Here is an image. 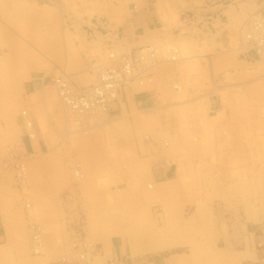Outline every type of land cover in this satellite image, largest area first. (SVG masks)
Returning a JSON list of instances; mask_svg holds the SVG:
<instances>
[{
	"label": "crops",
	"instance_id": "crops-1",
	"mask_svg": "<svg viewBox=\"0 0 264 264\" xmlns=\"http://www.w3.org/2000/svg\"><path fill=\"white\" fill-rule=\"evenodd\" d=\"M139 1L141 8L137 12L133 11L132 1H124L119 7V21L111 23L115 26L110 36L116 37L120 47L126 49L124 52L167 38L168 32L175 28L177 16L179 19L182 11L195 7L191 0H173L176 18L167 19L164 14L168 10L160 9L157 1ZM183 64L184 61H178L161 65L163 68L168 65L165 69L159 66L153 72L152 84L125 87L110 104L107 124L114 134L122 135L115 148H111L118 155L120 169L76 184L70 203L66 199L68 203L62 204L60 199L61 193L70 189L69 184L61 182L55 187L56 208L67 211V222L83 234L81 240H73L71 247L62 249L61 257L50 264H264V145H245L248 160H244L233 147L231 153L222 150L218 137L215 145L207 147L201 129L185 135L178 130L177 137L163 151L143 141L148 130L157 133V129L167 128L166 105L183 103L185 94L172 91L167 85L171 78L183 74L180 73L184 71ZM38 91V87H31L26 106L40 111L46 95L42 97ZM48 112L49 119L58 124L57 116L49 109ZM30 113L34 120L31 131L15 118L18 145L24 153L40 154L41 160L49 151L47 142L52 144L54 137L43 135L38 116ZM175 119L169 123L171 129L176 125ZM101 126L106 129V124ZM67 146L53 143L51 148L63 167L75 159L78 151ZM86 147L87 151H93L94 145ZM66 152H70L68 157ZM0 174L3 184L1 164ZM92 211H126L127 218L110 225L106 218H92ZM4 226L0 215V236Z\"/></svg>",
	"mask_w": 264,
	"mask_h": 264
},
{
	"label": "rangeland",
	"instance_id": "rangeland-1",
	"mask_svg": "<svg viewBox=\"0 0 264 264\" xmlns=\"http://www.w3.org/2000/svg\"><path fill=\"white\" fill-rule=\"evenodd\" d=\"M120 1L122 3V0H0V98H2L4 102V107H0V111L3 109V111L0 112V164L2 171H4V181L2 187H0V210L2 209L0 215L1 217H4L6 214L5 216L7 219L8 215L11 214L8 217L9 225H6V229L7 227H10V231L8 232L5 230L3 236H0V264H50L57 260V258L61 257L63 254L62 249H65V247L70 248L73 240L80 239L81 235L74 237L73 234H77L75 231L76 229L75 227H71L67 222L66 213L68 212L59 211L56 208L58 205L56 200L58 194L55 190V185H57L55 183L68 181L69 184L73 172V170H71L73 169V165H71L68 170L62 169V171H66L64 175L60 172L61 170H52L48 165L42 167H37L36 165L32 168L36 182L39 185H42V187L48 186L51 188L50 190H43L41 195L43 201H41V199L35 198L32 194L34 186L33 182L29 180V172L31 169L27 166L30 160L37 162L40 160V157L32 156L24 152H16L15 154H12L15 155L12 158L14 159V162L21 161L23 162L22 164L25 165L26 176L28 177H26L27 181L23 183V186L20 182L17 183L18 179L15 174L16 166L14 168L11 162L8 161L7 157L11 156L8 151H10L11 148L13 149V147L16 151L19 149L17 146L18 140L15 138L18 137L19 132H17L18 128H15L14 119L19 110L22 109L20 104L23 100L22 97L25 96L26 92H29L33 81L37 82L43 71H51L52 69V71H55L56 73L65 71L69 73L73 79L76 76L77 79L75 78V80L78 84H87L88 81L93 79V73L90 71L88 72L90 64L93 62H102V59H105L104 55L106 54L99 56L98 51L95 52L88 48V41H91L92 38L86 35V28L89 21H94L96 16L106 17L110 21L111 19L107 15L100 13L101 11H98V8L103 6L106 2L112 6H116ZM170 1L172 3L173 0ZM199 1L200 0H197L195 8L192 9V13L198 12L200 16H203L206 25L204 30L207 34L209 33L212 38L203 37V39L202 37H195L196 40L194 41H196L197 48H199L191 49L190 51L188 50V52H180V56L184 57V72L182 76L183 79L176 78V80L180 83L181 90L185 94L184 100L188 101V104L185 103L174 107H168L170 109L167 108L168 110L166 112L171 111L173 113L171 115L172 117L175 115V122L177 128L179 127L178 129L182 132L181 135H185V133L189 132V127L187 125L191 122L194 124V129H196L197 132L202 129L203 131L200 130V132H204L205 137L212 140L210 143L215 145L218 137L215 136V133L216 130H218L223 137L227 138L229 141L227 147L228 150H230V146L233 144L235 145L236 137L239 136L238 138L241 140H246L244 135L241 136L238 134L239 131L253 128L257 131L260 130V132L258 131L259 133L256 131H254V134L251 133L254 137L256 136L255 141H260L259 143H263L264 145V140L261 142V137L264 136V117L261 116L259 111H255L257 109L260 110L259 108L264 106V64L258 61V57H256L251 50L249 51L247 48L241 49L239 43L250 15L254 11H257V14H264V0ZM190 12L187 13L186 19H189L190 16H192V13ZM183 14L184 12L180 14L179 19L177 16L176 23L180 21ZM183 17H185V15ZM111 23L113 22H110V24ZM229 23L230 25L227 27L226 24ZM231 23H233V25ZM178 25L176 24L175 27ZM111 26L113 25L111 24ZM229 26L231 27L229 28ZM105 27L107 26H101V30H99L105 33V31L107 32ZM216 29L217 31H215ZM228 30H232L233 34H230L232 32H228ZM82 34H84V36ZM171 34L177 35L178 29L176 28ZM232 35L234 37H229ZM99 37L100 35L96 37L97 39H94L103 45L104 43L102 42L107 39V36L105 37L101 35V38ZM232 39L235 40L233 41ZM203 46L207 49L203 50ZM179 47L182 49L180 45ZM117 53L119 54L120 51L118 50ZM72 72H74V75H72ZM187 72L188 74H186ZM87 77L89 80H86ZM80 78L82 81L79 80ZM206 79L208 81H206ZM122 91L123 88L117 91L116 98L120 96ZM14 100H18V104L15 107L12 106ZM5 107H9L7 112H4ZM54 107L60 113L61 110L59 109L60 107L57 102L56 104L54 103ZM244 112H247L248 114ZM62 114H59L62 116H59V121L60 119L62 121L64 120ZM233 114L235 118L237 117V120L233 117ZM246 114L248 117H245ZM228 115H230V117H228ZM105 116L106 115L104 114L100 115L98 122H102L105 119ZM171 116L168 115L167 118ZM242 116L244 117L242 118ZM234 119L238 122H235ZM169 120L170 119H168V121ZM30 122L33 127L34 120L32 117H30ZM228 123L229 125H227ZM234 123H237L238 126L237 124L234 125ZM231 125H233V127ZM180 126L184 129L182 130ZM107 127L108 131L106 132ZM224 127H227L228 129ZM103 128L104 126L93 128L92 130H89L90 134L88 135L83 133L71 134L73 135L71 138L74 141H65L68 145L78 149V151L75 152L77 155L76 158L70 163L80 165L79 167L81 171L85 173L83 174L85 175L83 182L87 181L89 177H93V169L91 168L94 167L95 163L102 166V164L110 161L111 156L116 155V152H114L115 150H111V148H115V145L120 142L122 135L114 134L108 124H106V129ZM206 128L208 133L205 132ZM104 132L106 134H104ZM222 132H225V134ZM112 136L113 139H111ZM87 144H93L98 148H96L95 151L88 152L86 147ZM231 151L232 150H230L229 153H231ZM63 153L65 154V152ZM67 153L66 157L70 155V153ZM102 175H106V173H101L100 176ZM60 177L62 178L60 179ZM44 182L50 183L45 184ZM63 192L61 193V196L67 195ZM34 193L36 194V192ZM3 198L6 199L5 202L3 201ZM25 203H30L31 206L29 208L32 209L34 206L35 209L33 208L34 210L32 209V211L30 209L26 210ZM46 204H48L47 207H45ZM4 209H7L8 211H5ZM2 211H4L5 214ZM26 211H29V213L25 214L34 219L32 223H35L33 228L35 233H39L38 226L41 228L40 239L43 252H39L38 249L34 248L36 245H34L35 242L32 238V232L27 230V222L25 221L24 212ZM125 212L126 211H92V215H94L92 218H106L105 220H107L108 224L116 225L121 218H127ZM11 216L12 222L10 224ZM136 218V216L132 217V219ZM55 225H57V227H55ZM78 234H80V232H78ZM60 250L62 252H60ZM32 256L39 258V260L36 262L30 261L29 259H32Z\"/></svg>",
	"mask_w": 264,
	"mask_h": 264
},
{
	"label": "bare ground",
	"instance_id": "bare-ground-1",
	"mask_svg": "<svg viewBox=\"0 0 264 264\" xmlns=\"http://www.w3.org/2000/svg\"><path fill=\"white\" fill-rule=\"evenodd\" d=\"M124 1H132L133 3V11L134 12H137L139 8H141V2L138 1V0H122V3ZM157 1V5L160 9L164 10V8H166L167 13L164 14V16L167 18V19H174L176 18L175 14H173V10H172V4H171V1L170 0H155ZM177 1H181V0H177ZM183 1V0H182ZM111 2V1H110ZM191 2L193 3V5H196V2L197 0H191ZM190 2V3H191ZM201 2V0L199 1ZM121 1L118 2V4L116 6H112L111 4L109 3H105L103 6H101L100 8H98V11H101L100 13L102 14H105L107 15L111 20L109 21L108 18L106 17H99V16H96V18L94 19V21H89V24L87 26V31H85L86 35H88L89 37L92 38L91 41H88V48L90 50H93L95 52L98 51V55L102 56V54H106L104 55L105 56V59H102L103 61H99L98 62H93L90 64V67L88 69V72H92L93 73V79H91L90 81H88L87 84H78V82L76 83V80L75 78L77 79V77L75 76V78L73 79L71 77V75L65 71H61L60 69V73H56L55 71H43L39 76V79L37 80V82H34L33 81V84L32 86L34 87H38L39 88V93H41L42 97L44 95V99H45V103H42V108H40V111L38 109H35L33 110L31 107L29 106H26V102L29 103L30 101L29 98H30V95L28 94V92L25 93V96L22 97L23 100L22 102L20 103L21 104V110H19L18 114L16 115V117L19 119L17 122L20 121V124H24L26 126L27 129H29L30 131L32 130V123L30 122V117H31V113L30 112H35V114L38 116L39 120H40V123H41V126H42V134L47 136L49 134H52V136L54 137V141H52V144L51 142H47V145L49 147V151L42 155L41 157H43L41 160H38L37 162H34V161H29L28 163V167L31 169V171L29 172L30 173V181L33 182V186H34V191H32V194L35 196V198H38V199H41V195H42V192L43 190H47V189H51L50 187L48 186H44L42 187V185H39L37 182H36V178L34 177V171L32 170L33 167H35L37 165V167H42L44 165H48L50 168H52V170H61L60 172L62 173V175L65 174L66 171H62V169H66L68 170L70 168L71 165H73V172L71 174V181H69V186H70V189L69 190H66L64 191L63 193L64 194H67L65 196L62 195V197H60L61 199V203L62 204H65V203H68L66 201V199L69 200V203H70V200H71V196L73 195V187L78 184L79 182H83V179H84V176L81 169H80V165L78 164H74V163H66V165L68 164V166L66 167H63L60 165L59 163V160L56 161V157L54 156V153L52 152L51 148H54L53 147V143H54V146L55 145H63V146H67V143H65L66 140H69V142H73L74 140L71 138V134H79V133H83V134H88L89 133V130L91 128H94L96 126H101V125H104V124H107L108 121L110 119H107L106 116H105V119L102 121V122H98L99 120V117L100 115L104 114L106 115L107 112L109 111V106L110 104L115 101L117 98L116 96L114 98H110L108 99L104 104H88L87 103V100L86 98H76L79 94L81 93H86L87 96H90L93 94V97L89 100V103H94L96 102V94H97V91H101L102 92V89H103V85H101L102 83V78L106 76V73H103L105 72L108 68H118L120 67L125 60L131 58L134 53L140 51L142 54H143V58H138L136 61H135V65H134V74L126 81V82H123L120 84L119 89L121 88H125V87H129V86H132L133 84L135 85H140V86H143L144 84H147V83H150L152 84V75H153V72L154 70L157 71L158 67H162L161 65H164V64H167V63H170V64H173V63H176V62H180V61H184V57L180 56V52L183 51V52H188V50L190 51L191 49H198L197 48V44H196V38L195 37H210L212 38L209 33L207 34V32H205V21H204V18L203 16H200L198 12H195V13H192V9L189 8V10H184L182 12H184V14L182 15V17L180 18V21L179 22V25H178V22L176 23L178 26L174 28V30L177 28L178 29V34L177 35H172V31L174 30H171L170 32H168V37L165 38V39H157V40H152L150 42H148L147 44H144V45H140L138 47H134L132 49H130L129 51H126L124 52L123 50H126V49H123L122 47H120L119 42L116 41V37H111L110 36V33L113 32V27L111 26L110 22H117L119 21V17H120V9L119 7L122 5ZM114 4V3H113ZM192 5V7H193ZM185 6V5H184ZM129 7V6H128ZM190 7V6H189ZM188 8V7H187ZM185 9V8H184ZM197 9V8H196ZM179 10V9H178ZM181 10V9H180ZM191 10V12H190ZM180 12V11H179ZM181 12V13H182ZM192 13L190 16L189 19H186L187 18V13ZM247 13V12H246ZM234 14V13H233ZM185 15V17H183ZM257 16H262L264 17V14H257V11H254L250 17L248 18L247 20V23L245 25V29L243 31V35L241 36V40L239 41L240 43V46H241V49H245L247 48V50H251L253 47H255L259 42H260V37L261 35L264 34V26L262 28H257L256 27V22L259 20V17ZM138 17V16H137ZM142 17V16H141ZM235 17V15H234ZM240 17V16H239ZM105 18V19H104ZM177 19V18H176ZM242 19V18H241ZM142 20V19H141ZM136 21V20H135ZM139 21V20H138ZM229 22V21H228ZM103 23V24H102ZM235 23V22H234ZM116 24H119V23H116ZM233 25V23H231ZM104 25H106L107 27L106 30L107 32L105 31V33H103L101 30V26L104 27ZM113 25V24H112ZM136 25V24H134ZM227 27L229 24H226ZM235 25V24H234ZM100 26V27H99ZM114 26V25H113ZM174 26V25H173ZM231 26H229L230 28ZM109 28V29H108ZM116 28V27H114ZM173 28V27H172ZM233 28V27H232ZM100 29V30H99ZM228 29V28H227ZM226 29V30H227ZM104 30V29H103ZM150 31V29H148ZM168 30V29H167ZM236 30V28H235ZM166 31V30H165ZM169 31V30H168ZM232 32V30H230ZM228 30V32H230ZM234 31V30H233ZM147 32V30H146ZM84 33V34H85ZM143 33V32H142ZM236 33V32H235ZM84 34H82L84 36ZM103 34H106L107 35V39L105 41H103L102 43H104L103 45H101V43L97 42V40H95L94 38H96L98 35H100L99 38H101V35L103 36ZM139 34V33H138ZM157 34V33H156ZM164 34V33H163ZM229 34V33H228ZM230 34H233L230 33ZM116 35V34H114ZM141 35H144V34H141ZM172 35V36H171ZM236 35V34H234ZM105 36V35H104ZM113 36V35H112ZM152 36V35H151ZM190 36V37H189ZM192 36V37H191ZM82 37V36H81ZM106 37V36H105ZM121 37V36H120ZM161 37V36H160ZM179 37V38H178ZM183 37V38H182ZM229 37H234L233 35L232 36H229ZM236 37V36H235ZM150 38V37H149ZM156 38V37H155ZM209 38V39H210ZM83 39V38H82ZM97 39V38H96ZM103 39V38H102ZM100 39V40H102ZM154 39V38H153ZM204 39V38H203ZM230 39V38H229ZM120 40V39H118ZM126 40V39H125ZM146 40V38H145ZM202 40V39H201ZM233 40V39H232ZM231 40V42H232ZM235 40V39H234ZM233 40V41H234ZM101 42V41H100ZM198 42V41H197ZM202 42V41H201ZM208 42V41H207ZM206 42V43H207ZM124 43V42H123ZM128 43V42H127ZM130 43V42H129ZM199 43V42H198ZM211 43V42H210ZM205 44V43H204ZM233 44V43H232ZM179 45L182 47V49L179 47ZM201 45V43H200ZM199 45V46H200ZM206 45V44H205ZM204 45V46H205ZM208 45V44H207ZM202 47L203 50L207 49L205 47ZM207 47V46H206ZM201 48V47H200ZM149 49V54L145 53V51ZM201 49V50H202ZM119 50L120 53L118 54L117 51ZM202 50V51H203ZM86 51V50H85ZM208 51V50H207ZM105 52V53H104ZM90 54V53H89ZM208 54V53H207ZM91 55V54H90ZM209 55V54H208ZM218 55V54H217ZM197 56V55H195ZM194 56V57H195ZM192 57V56H191ZM200 57V56H199ZM258 58V61L261 62L262 64H264V55L263 57H259L257 56ZM97 58V57H96ZM187 58V57H186ZM106 60V61H104ZM186 60V59H185ZM219 60V59H218ZM84 64V63H83ZM79 65V64H78ZM87 65V64H86ZM55 66V65H54ZM168 66V65H166ZM165 66V67H166ZM174 66V65H173ZM199 66V65H198ZM56 67V66H55ZM165 67L163 69H165ZM200 67V66H199ZM88 68V67H87ZM162 68H161V71H162ZM167 68V67H166ZM171 68V67H170ZM178 68V67H177ZM180 68V67H179ZM205 68V67H204ZM203 68V69H204ZM209 68V67H208ZM157 69V70H156ZM172 69V68H171ZM58 70V69H57ZM56 70V71H57ZM65 70V69H64ZM72 70V69H71ZM167 70V69H166ZM211 70V69H210ZM75 71V70H74ZM87 71V70H86ZM241 71V69H240ZM239 71V72H240ZM52 72V73H51ZM170 72V71H169ZM184 71H180V73H182ZM189 72V71H188ZM188 72L186 74H188ZM210 72V71H209ZM248 72V71H247ZM160 73V72H159ZM175 73V72H174ZM190 73V72H189ZM205 73V72H204ZM211 73V72H210ZM87 74V73H86ZM91 74V73H90ZM165 74V73H164ZM207 74V72H206ZM248 74V73H247ZM72 75H74V72H72ZM85 75V74H84ZM161 75V74H160ZM181 75V74H180ZM46 76L48 77V79H46ZM157 76V75H155ZM159 76V75H158ZM157 76V77H158ZM183 74L178 77V78H182ZM74 77V76H73ZM85 77V76H84ZM91 77V76H90ZM165 77V76H164ZM210 77V76H209ZM177 78V79H178ZM204 78V77H203ZM168 79V78H167ZM183 79V78H182ZM81 80V78L79 79ZM165 80V79H164ZM82 81V80H81ZM86 81V80H85ZM171 81V82H170ZM180 81V79H179ZM206 81H208L206 79ZM152 82V83H151ZM240 82V81H239ZM244 82V81H243ZM48 83V84H46ZM161 83V82H160ZM185 84V83H184ZM215 84V83H214ZM213 84V85H214ZM18 85V84H17ZM64 86V88H61V86ZM169 85L168 87H170L173 90H179L180 92H183L181 90V87H180V83L176 80V78H171L169 80ZM217 86V85H216ZM215 87V86H214ZM213 87V89H214ZM219 87V86H218ZM218 89V88H217ZM134 90V89H133ZM215 90V89H214ZM68 91V92H67ZM161 91V89H160ZM23 93V92H22ZM161 93V92H160ZM206 93V92H205ZM101 94V93H100ZM184 94V92H183ZM202 94V93H201ZM40 95V94H38ZM117 95V94H116ZM163 95V94H162ZM204 95V94H202ZM245 95V94H244ZM102 96H104V93L102 92ZM199 96V95H198ZM197 96V97H198ZM166 98V97H165ZM196 98V97H195ZM246 98V97H245ZM251 98V97H250ZM253 98V97H252ZM33 99V98H32ZM183 99V98H182ZM197 99V98H196ZM166 100V99H165ZM232 100V99H231ZM246 100V99H245ZM36 101V100H35ZM162 101V100H161ZM175 101V100H174ZM42 102V101H41ZM56 102L58 103V106L60 107L59 109L61 110L60 113H64L62 114L63 115V118L64 120L62 121L60 119V121L58 122V124L56 125L55 122L52 121V119H49L48 115L46 112H48V109L52 112V114H55V116H57V118H59V115L60 113L57 111V109H55L54 107V103L56 104ZM188 101H183L182 104H185L187 103ZM241 102V101H240ZM250 102V101H249ZM256 103V102H255ZM18 104V100L15 101L12 103V106L15 107L17 106ZM43 104H45L43 106ZM171 104V103H170ZM176 104V103H175ZM174 104V106H175ZM180 104V103H179ZM188 104V103H187ZM234 104V103H233ZM253 104V103H252ZM0 107H4V102L2 100V98H0ZM181 105V104H180ZM250 105V104H249ZM256 105V104H255ZM165 106V105H164ZM174 106H168V107H174ZM37 107V106H36ZM57 107V106H56ZM155 107V106H154ZM167 105H166V110H165V113H166V120L168 122V125H167V128H162V130L159 131L156 133V132H152L151 130H148L147 133H144L143 135V141L146 142V144L150 147H155L157 146L159 149H161L162 151L166 149V147H168L170 145V143L173 142L174 138L177 137V133H178V128H177V125L173 126L172 129L170 128L172 126V124H169L172 122V118H176V117H172L171 115L173 114L171 111L169 112H166L168 109ZM249 107V106H248ZM258 107V106H257ZM168 108V109H167ZM253 108V107H252ZM142 109V108H141ZM143 109H146L143 108ZM254 109V108H253ZM261 110H255V111H259V113H261V116L264 117V106H262L261 108H259ZM9 110V107H5L4 109V112H7ZM3 109H1L0 112H2ZM221 112V111H220ZM223 112V111H222ZM49 113V112H48ZM234 113V112H232ZM244 113H247V112H244ZM252 113V112H251ZM258 113V114H259ZM188 114V113H187ZM191 114V113H190ZM219 114V112H218ZM227 114V113H226ZM225 114V115H226ZM231 114V113H230ZM241 114V113H240ZM248 114V113H247ZM246 114L245 117H248ZM1 115V114H0ZM169 116V118H167ZM223 115V113H222ZM220 115V116H222ZM232 115V114H231ZM238 115V114H237ZM252 115V114H251ZM65 116V117H64ZM189 116V115H188ZM253 116V115H252ZM257 116V115H255ZM15 117V118H16ZM62 117V116H61ZM206 117V115H205ZM209 117V116H208ZM228 117H230V115H228ZM233 117H234V114H233ZM232 117V119H233ZM244 116H242L243 118ZM143 118V117H142ZM235 118V117H234ZM237 118V117H236ZM235 118V119H236ZM261 118V117H260ZM168 119H170L168 121ZM197 119V118H196ZM231 119V120H232ZM234 119V121H235ZM249 119L251 121V118L249 116ZM112 120V119H111ZM116 120V119H115ZM121 120V119H120ZM150 120V119H149ZM155 120V119H154ZM223 120V119H221ZM230 120V121H231ZM237 120V119H236ZM243 120V119H242ZM137 121V120H136ZM225 121V120H224ZM241 121V120H240ZM248 121V119H247ZM135 122V121H134ZM148 122V120H147ZM218 122V120H217ZM216 122V123H217ZM228 122V121H227ZM235 122H238V121H235ZM13 123V122H12ZM136 123V122H135ZM134 123V124H135ZM146 123V121H145ZM152 124L150 126L153 127V125L155 124L154 121L151 122ZM214 123V121H213ZM222 123V122H221ZM244 123V122H243ZM249 123V122H248ZM247 123V124H248ZM251 123V122H250ZM259 123V122H258ZM14 124H15V128H16V123H15V119H14ZM187 124V123H186ZM220 124V123H218ZM237 124V123H234V125ZM252 124V123H251ZM8 125V124H7ZM13 125V124H12ZM119 125V124H117ZM116 125V126H117ZM180 125V124H179ZM178 125V126H179ZM200 125V124H199ZM216 125V124H215ZM226 125V124H225ZM224 125V126H225ZM229 125V123L227 124ZM226 125V126H227ZM259 125V124H258ZM10 126V125H9ZM121 126V125H119ZM118 126V127H119ZM123 126V125H122ZM182 126V125H181ZM180 126V128L182 129V127ZM189 127V132L188 133H192V134H195L197 133L196 129H194V124H192L191 122L189 123V125H187ZM198 126V125H197ZM209 126V125H208ZM233 127V125H231ZM238 126V124H237ZM236 126V127H237ZM251 126V125H250ZM110 127V126H109ZM185 127V126H184ZM207 127V126H206ZM215 127V126H214ZM14 128V127H12ZM111 128V127H110ZM123 129V127H120ZM218 128V127H217ZM224 128H227V127H224ZM247 128V126H246ZM126 129V128H124ZM129 129V128H128ZM139 129V128H138ZM184 129V128H183ZM182 129V130H183ZM214 129V128H213ZM219 129V128H218ZM221 129V128H220ZM228 129V128H227ZM238 129V128H237ZM259 129V128H258ZM103 130V129H102ZM202 130V129H201ZM236 130V129H235ZM108 131V127L106 129V132ZM123 131V130H122ZM132 131V130H131ZM210 131V130H209ZM222 131V129H221ZM225 131V130H224ZM237 131V130H236ZM254 131H256L257 133L260 132V130H254L253 128H248L245 129V130H242V131H237L239 135L246 137L245 139L247 140H241L240 138L236 137V141H235V145L233 144L232 146H230V148L232 149L235 148V151L236 152H239L240 155L243 156L244 160L247 158V152H246V146H250V147H253L254 146H262L263 147V143L260 144L258 141H255V137L251 134L253 133L254 134ZM263 131V130H262ZM8 132V131H7ZM18 132V131H17ZM54 132V133H53ZM128 132V131H127ZM152 132V133H151ZM199 132V131H198ZM207 132V128H206V131ZM215 132V131H214ZM229 132V131H228ZM236 132V133H237ZM14 133V132H13ZM208 133V132H207ZM225 134V132H222ZM227 133V132H226ZM235 133V132H234ZM104 134H106L104 132ZM111 134V133H110ZM263 134V133H262ZM57 136V140H55V136ZM211 135V133H210ZM227 135V134H226ZM234 135V134H233ZM259 135V134H258ZM51 136V135H50ZM85 136V135H83ZM215 136H218V138H220V146H221V149L224 150V149H228L227 147V144H228V140L227 138L223 137V135L218 131L216 130V133H215ZM15 137V136H14ZM44 137V136H43ZM229 137V136H227ZM258 137V136H257ZM17 138L18 140V137H15ZM49 138V137H48ZM78 138V137H77ZM232 138V137H231ZM230 138V139H231ZM52 139V138H51ZM79 139V138H78ZM94 139V138H93ZM113 139V136L112 138ZM259 139V137H258ZM115 140V138H114ZM205 140H206V145L207 147H211L213 144L210 143V139H207L205 137ZM233 140V139H232ZM264 140V136L261 137V142ZM97 141V140H96ZM225 141V142H223ZM246 141V142H245ZM127 142V141H125ZM131 142V141H130ZM105 143V142H104ZM259 143V144H258ZM94 144V143H93ZM18 146V150L16 151L15 148L13 147V149L11 148L10 151V154L11 156H8L7 159L9 162H11L12 166H16V169H15V174L17 175V179H18V182L17 183H25L27 181V178L28 176H26V169H25V165L22 164L23 162L21 161H18V162H14V159L13 156L15 155H12L13 153L15 154L16 152H20L22 153V149H20V146ZM16 147V146H15ZM68 147V146H67ZM10 148V147H9ZM61 148V147H60ZM96 148H98L97 146H94L93 150L95 151ZM71 149V148H70ZM69 149V150H70ZM230 149V150H231ZM68 150V151H69ZM113 150V149H112ZM230 150H228V152H230ZM3 151V149H2ZM89 151V150H88ZM98 151V150H97ZM108 151V150H107ZM234 151V150H232ZM4 152V151H3ZM63 152V151H62ZM113 152V151H112ZM224 152V151H223ZM67 153V152H66ZM70 153V152H69ZM67 153V154H69ZM258 153V152H257ZM64 154V153H63ZM61 154V155H63ZM25 155V154H23ZM32 155V154H31ZM40 155V154H39ZM38 154L36 155H32V156H38ZM53 155V157H52ZM60 155V154H59ZM100 155V154H99ZM2 156V155H1ZM18 156V154H17ZM64 156V155H63ZM81 156V155H80ZM110 156V155H109ZM118 156V155H117ZM117 156H111L110 158V161H108L107 163H104L102 164V166H99L97 163L94 164V167L91 168L93 169L92 170V173H93V176L94 177H98L101 175V173L105 174L107 172L108 175H111V173H113L114 171L120 169V165H121V162H119L117 160ZM4 157V156H3ZM30 157V156H29ZM123 157V156H121ZM21 158V157H20ZM76 158V156H75ZM108 158V159H109ZM52 159V160H51ZM17 160V159H16ZM35 160V159H34ZM72 160V159H71ZM78 160V159H76ZM75 160V161H76ZM248 160V159H246ZM7 161V162H8ZM70 161V160H69ZM74 161V160H73ZM72 161V162H73ZM84 161V160H83ZM105 161V160H104ZM14 162V163H12ZM27 162V161H26ZM63 162V161H62ZM89 162V161H87ZM244 162V161H243ZM25 163V162H24ZM92 163V162H91ZM17 164V165H16ZM50 164V165H49ZM63 165V164H62ZM92 165V164H91ZM245 165V163H244ZM8 166V165H7ZM10 166V167H12ZM7 168V167H6ZM255 168V166H254ZM5 169V168H4ZM12 171V170H11ZM38 171V170H37ZM41 171V170H40ZM52 172V171H51ZM69 172V171H68ZM4 171H2V175H3ZM43 173V172H42ZM40 174V173H39ZM46 174V173H45ZM1 175V174H0ZM29 175V174H28ZM47 175V174H46ZM70 175V174H69ZM135 175V174H134ZM5 176V175H4ZM107 176V175H106ZM7 177V175H6ZM43 177V176H42ZM63 177V176H62ZM60 177V179L62 178ZM93 177V178H94ZM112 177V176H111ZM48 178V176H47ZM108 178V177H107ZM44 180H47V179H44ZM70 180V179H69ZM86 180V179H85ZM96 179H94L95 181ZM107 180V179H105ZM4 181V180H3ZM17 181V180H16ZM89 181V180H88ZM57 182V181H56ZM66 183H68V181H65ZM13 183V182H12ZM28 183V182H27ZM45 184H49L50 182H44ZM96 183V181H95ZM57 185L55 186H59L61 185V182L60 183H55ZM16 185V184H15ZM54 185V184H53ZM66 185V184H65ZM79 185V184H78ZM24 186V184H23ZM0 187H2V184L0 182ZM18 187V186H17ZM67 187V186H66ZM76 187V186H75ZM7 188V187H6ZM63 189V188H62ZM61 189V190H62ZM75 189V188H74ZM6 190V189H5ZM1 191V189H0ZM3 192V191H2ZM18 192V191H17ZM36 192V194L34 193ZM53 192V191H52ZM76 192V191H75ZM15 193V192H14ZM167 193V192H166ZM165 193V194H166ZM2 197V196H1ZM32 197V196H30ZM20 198V197H19ZM47 198V197H46ZM21 199V198H20ZM30 199V198H29ZM51 199V198H50ZM2 200V198H1ZM12 200V199H11ZM22 200V199H21ZM46 200V199H45ZM52 200V199H51ZM113 200V199H112ZM116 200V199H115ZM3 201L5 202L6 199L3 198ZM41 201H43V199H41ZM114 201V200H113ZM3 202V203H4ZM13 202V201H12ZM25 202V201H24ZM30 202V201H29ZM47 202V201H45ZM50 202V201H49ZM48 202V203H49ZM2 203V204H3ZM117 203V202H115ZM115 203L114 206H115ZM43 204V203H42ZM48 204H46L45 207H47ZM52 205V204H51ZM30 203H25V207H26V210L30 209ZM44 206V205H43ZM53 206V205H52ZM63 206V205H62ZM119 206V205H118ZM24 207V208H25ZM39 207V206H37ZM34 208V206H33ZM32 208V209H33ZM50 208V207H49ZM54 208V207H53ZM63 208V207H62ZM9 209V208H7ZM6 209V210H7ZM32 209H30L32 211ZM35 209V208H34ZM33 209V210H34ZM120 209V208H119ZM2 210V209H1ZM5 210V209H4ZM5 210V211H6ZM8 211V210H7ZM25 211V210H24ZM50 211V210H49ZM4 214L5 212L2 211ZM43 212V211H42ZM54 212V211H53ZM71 212V211H70ZM76 212V211H75ZM75 212H72V213H75ZM141 212V211H139ZM2 213V215H3ZM7 213V212H6ZM25 213H29V211H26L24 212V216H25V221L27 222V230H30L32 232V238H33V242L34 245V248L35 249H38L39 252L42 251L41 248L42 247V243H41V234H40V231H41V228L38 226V231L39 233H35L34 231V225L35 223H32L34 221V219H32L31 216H28L26 215ZM45 213V212H44ZM23 214V213H22ZM52 214V213H51ZM58 214V213H57ZM82 214L79 212V215ZM6 215V214H5ZM4 215V217H2L3 221H4V227H5V230L6 231H10V227H7L6 229V225H9V216L11 215H8L7 219H6V216ZM53 215V214H52ZM76 215V214H75ZM78 215V214H77ZM18 217V216H17ZM81 215L79 216V222H81ZM59 219V218H58ZM77 219V218H76ZM6 220V221H5ZM12 222V216H11V219H10V224ZM25 222V223H26ZM52 222V221H51ZM38 223V222H37ZM36 223V224H37ZM135 224V222H133ZM33 224V226H32ZM65 224V223H64ZM70 224V223H69ZM73 224V223H72ZM74 225V224H73ZM83 225V224H82ZM41 226V225H40ZM81 226V225H80ZM144 226V225H143ZM55 227H57V225H55ZM72 227V226H71ZM26 228V227H25ZM79 228V227H78ZM81 228V227H80ZM84 228V227H83ZM65 230V229H64ZM82 230V229H81ZM80 232V231H79ZM207 232V231H206ZM76 235H74V237H78L77 235H81L83 233H80L78 234V231H76ZM85 233V232H84ZM84 236V235H83ZM69 237V236H68ZM82 237V235H81ZM78 239V238H76ZM68 240V239H67ZM81 240V239H80ZM9 241V240H8ZM79 242V241H78ZM83 242H84V239H83ZM68 243V242H67ZM70 243V242H69ZM76 243V242H75ZM83 245V244H82ZM11 247V246H10ZM64 247V246H63ZM95 247V246H94ZM97 248V247H96ZM59 249H60V246H59ZM77 249V248H76ZM262 249V248H261ZM264 249V247H263ZM94 251V250H93ZM38 252V253H39ZM43 252V251H42ZM57 252H58V249H57ZM60 252H62L60 250ZM262 252V251H261ZM40 254V253H39ZM59 255V254H58ZM30 257V256H29ZM28 257V258H29ZM33 257V256H32ZM44 257V256H42ZM264 257V256H263ZM262 257V258H263ZM14 260V259H13ZM21 260V259H20ZM30 261H34L36 262L37 260H39V258L37 257H33L32 259H29ZM45 260V259H44ZM47 260V259H46ZM49 260V259H48ZM52 260V259H51ZM262 262V261H261ZM259 263V262H258ZM263 263V262H262ZM46 264V263H44ZM111 264H114V263H111Z\"/></svg>",
	"mask_w": 264,
	"mask_h": 264
},
{
	"label": "built area",
	"instance_id": "built-area-1",
	"mask_svg": "<svg viewBox=\"0 0 264 264\" xmlns=\"http://www.w3.org/2000/svg\"><path fill=\"white\" fill-rule=\"evenodd\" d=\"M259 17V20L256 22L257 28H262L264 26V17ZM253 54L257 57H263L264 55V34L260 37V42L251 49ZM145 53L149 54V49L145 51ZM138 58H143V54L138 51L134 53V55L125 60L124 63L118 68H108L105 72L106 76L102 78V83L100 86L103 85L102 92L104 96H102V92L97 91L96 102L89 103V100L93 97V94L87 96L86 93L79 94L76 98H86L88 104H104L108 99L114 98L117 94L118 88L121 83L126 82L133 74H134V65L135 61ZM46 79L48 77L46 76ZM61 88H64L62 85ZM68 92V91H67ZM101 93V94H100Z\"/></svg>",
	"mask_w": 264,
	"mask_h": 264
}]
</instances>
